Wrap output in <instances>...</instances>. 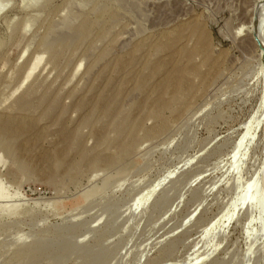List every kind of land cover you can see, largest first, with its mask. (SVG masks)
I'll return each mask as SVG.
<instances>
[{
  "label": "rangeland",
  "instance_id": "1",
  "mask_svg": "<svg viewBox=\"0 0 264 264\" xmlns=\"http://www.w3.org/2000/svg\"><path fill=\"white\" fill-rule=\"evenodd\" d=\"M0 264H264V0H0Z\"/></svg>",
  "mask_w": 264,
  "mask_h": 264
},
{
  "label": "bare ground",
  "instance_id": "2",
  "mask_svg": "<svg viewBox=\"0 0 264 264\" xmlns=\"http://www.w3.org/2000/svg\"><path fill=\"white\" fill-rule=\"evenodd\" d=\"M38 60L39 59H37L34 63H33V65H32V67L30 68V70H29V72H28V76L32 73V71L36 68V66H37V63H38ZM23 244V243H22Z\"/></svg>",
  "mask_w": 264,
  "mask_h": 264
}]
</instances>
